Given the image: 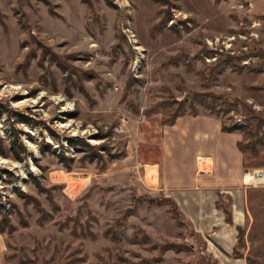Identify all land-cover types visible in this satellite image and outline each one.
Masks as SVG:
<instances>
[{
	"label": "rangeland",
	"instance_id": "1",
	"mask_svg": "<svg viewBox=\"0 0 264 264\" xmlns=\"http://www.w3.org/2000/svg\"><path fill=\"white\" fill-rule=\"evenodd\" d=\"M168 1L0 0V264H264L256 174L237 259L228 216L174 215L150 168L183 103L264 169V0Z\"/></svg>",
	"mask_w": 264,
	"mask_h": 264
},
{
	"label": "crops",
	"instance_id": "2",
	"mask_svg": "<svg viewBox=\"0 0 264 264\" xmlns=\"http://www.w3.org/2000/svg\"><path fill=\"white\" fill-rule=\"evenodd\" d=\"M221 131L212 118H178L164 135L165 150L159 160L150 163V168L157 172L156 188H160L164 197L176 202L186 221L191 224L197 216L204 217L208 224L215 216L222 221L230 214L233 223L224 220L225 225L222 222L218 231L234 230L238 236V227L243 228L246 222L249 193L254 190L250 189L253 185L247 183L253 179V174L249 173L262 169V164L255 163L253 155L239 150V134ZM166 159L169 163L164 161ZM147 171L145 167L143 176L146 178ZM227 239L230 237L221 245L234 252L238 238L228 245L224 243Z\"/></svg>",
	"mask_w": 264,
	"mask_h": 264
},
{
	"label": "trees",
	"instance_id": "3",
	"mask_svg": "<svg viewBox=\"0 0 264 264\" xmlns=\"http://www.w3.org/2000/svg\"><path fill=\"white\" fill-rule=\"evenodd\" d=\"M154 1L157 2V3H162L163 5H166V6L168 5V2H169L168 0H154ZM218 1H220V0H215V2H218ZM164 22H166V20H164ZM251 54L258 55L257 52L256 53H251ZM244 58H246V56H244L243 59ZM240 61H241V59H240ZM210 99H211V101L213 103H216L217 101L221 100L222 97L211 96ZM162 104H166V103H160V104H158L156 106V108H153L148 113H152L154 110L157 109V107L159 105H162ZM224 104H228L229 105V100H225L224 99ZM212 106H213V104L211 105V107ZM211 111L212 112L214 111V107L211 108ZM193 112H194L193 115L196 117L197 116L196 111L193 110ZM184 113H185V111H184V104L183 103L182 104L180 103L179 106H178V109L175 111V113L172 115V117L169 120L170 125L171 126L174 125V123L177 121V119L180 118V117H182ZM18 122H23V123H25L27 125H30L31 124L30 123V120L28 118L24 117V116H22ZM263 128H264V120H261L260 119L259 122H258V124H257V130H262ZM237 129H245V127L240 126V125H232V126H228V127L227 126H224L222 128V131L225 132V133H231V132H234V130H237ZM68 143H69V145L71 147L77 145V142L74 139H70L68 141ZM237 146H238L239 150L242 153H246V152L250 151L254 155L259 154V152H258V150L256 148V144L253 141H248V142H245V143L244 142H238L237 143ZM23 147L24 146L22 144H20V138L17 139V140H14L12 142L11 150H12L13 155H14V157H15L16 160H20V161L23 160L22 159V153L23 152L21 151V149L25 151V149ZM53 152L54 153H57V150L55 149ZM153 201H155L157 204H161V203L164 204V203L171 202V204L174 207L173 208L174 209V215L178 216V214H177V212H178V206H177L176 202L173 199H171L169 197H165L163 200L162 199H154ZM179 214L181 215V213H179ZM227 222L230 223V224L233 223L232 217H231L230 214H228ZM238 233H239V235H238V242H237V245H236V247L234 249V253H235V258H237V259L238 258L239 259H243L244 258V255H243V253H241V252L238 251V246L240 245L241 237H242V235H244L245 231H244V229L242 227H238ZM145 240H149V237L145 236Z\"/></svg>",
	"mask_w": 264,
	"mask_h": 264
},
{
	"label": "built area",
	"instance_id": "4",
	"mask_svg": "<svg viewBox=\"0 0 264 264\" xmlns=\"http://www.w3.org/2000/svg\"><path fill=\"white\" fill-rule=\"evenodd\" d=\"M234 39H235V37H231V40H232V41H233ZM225 48H226V46H225ZM226 50H227V48H226ZM248 64H249V61H244V62H243V65H248ZM262 170H264V169H259V171L254 170L252 173L250 172L249 175H251V174L255 175V174H257L256 172H261V173H259V174H263V175H264V171H262ZM260 184H264V183H260ZM252 185H253V183H252Z\"/></svg>",
	"mask_w": 264,
	"mask_h": 264
},
{
	"label": "bare ground",
	"instance_id": "5",
	"mask_svg": "<svg viewBox=\"0 0 264 264\" xmlns=\"http://www.w3.org/2000/svg\"><path fill=\"white\" fill-rule=\"evenodd\" d=\"M261 172H258L256 174V177L254 178L255 179V183H264V175L263 174H259Z\"/></svg>",
	"mask_w": 264,
	"mask_h": 264
}]
</instances>
